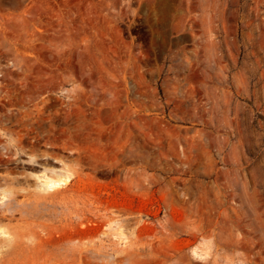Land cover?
<instances>
[{"label": "rangeland", "instance_id": "rangeland-1", "mask_svg": "<svg viewBox=\"0 0 264 264\" xmlns=\"http://www.w3.org/2000/svg\"><path fill=\"white\" fill-rule=\"evenodd\" d=\"M0 112L78 151L55 234L106 215L135 235L103 238L134 243L117 264H264V0H0Z\"/></svg>", "mask_w": 264, "mask_h": 264}, {"label": "flooded vegetation", "instance_id": "flooded-vegetation-1", "mask_svg": "<svg viewBox=\"0 0 264 264\" xmlns=\"http://www.w3.org/2000/svg\"><path fill=\"white\" fill-rule=\"evenodd\" d=\"M49 115L51 113L0 112V229L24 230L25 237L29 236L28 231L33 229L43 230L47 235L54 226L65 228L64 224H52V214L54 209L59 210L60 214L64 212L63 206L68 205L70 192L57 194L54 198L56 201L53 200L50 192L51 172L53 168L63 169L64 163L70 160V154L78 151L69 149L65 137L54 138L50 129L37 126L38 118L42 116L44 119ZM42 123L48 124L49 121ZM73 157L81 163V156ZM37 191H40V194ZM45 191L47 194L43 193ZM71 194V200H76L77 204L78 199H84V195L79 192ZM36 215L44 217L46 223H28ZM63 241H59V246L65 247ZM25 243L31 244L32 241L26 240ZM45 244L51 249L56 242L46 239ZM49 254L47 259H53L51 252ZM6 264L13 262L6 260Z\"/></svg>", "mask_w": 264, "mask_h": 264}, {"label": "bare ground", "instance_id": "bare-ground-1", "mask_svg": "<svg viewBox=\"0 0 264 264\" xmlns=\"http://www.w3.org/2000/svg\"><path fill=\"white\" fill-rule=\"evenodd\" d=\"M80 138H83V137H80ZM75 139H77V137ZM87 140H88V138H85V141H87ZM102 149L104 150L105 147H102ZM51 173H52V176H51L52 180L49 178L51 180V191L50 192L52 195L51 197L53 198V200H55L54 198L57 196V194L60 195V194H62L63 191H66V190L71 188V182L75 176V172L72 170V168L67 163H64L63 169L59 170L57 168H53ZM44 185H45V183H44ZM46 186H47V183H46ZM44 189L45 188L43 187V190ZM77 190H81L80 185H77ZM39 192H38V194H40ZM43 193L45 194L46 191ZM80 193H82V192H80ZM45 197H46V195H45ZM47 198H48V196H47ZM80 198H82V197L80 196ZM65 200H66V198H65ZM101 205L106 206L108 209L109 208L111 209V207L116 206L114 201L108 202L105 204L101 203ZM37 207H39V206H37ZM90 210L92 211V209H90ZM31 214H33V213H31ZM60 215H62L64 218H68L70 216H72V218H73L75 216L76 218H78V220L84 218L83 212L82 211L80 212L79 210L69 211V212L64 211ZM36 216H39V215H36ZM104 219L109 221V223L106 226H105V224L100 225L98 223H95L96 225H94V227L91 228V227H88V225L86 223H84L83 221L82 222L80 221L81 229L79 231L70 232V234H69V231L67 229H63L64 231H61L60 234H55L54 232H52V230H49L47 232V235L45 234L46 232L44 233L45 239H42L38 236L39 233H37V230H34V229L31 230L30 229L31 231L30 232L28 231V233L30 236V240L32 241L31 244L25 243V240H24V237H25L24 232L25 231L24 230H12V229H6V228L0 229V264H6V260L11 261V263L13 262V264H52L53 263L52 259L51 260L47 259V256L50 255L49 252H51L53 257L54 256L57 257L56 262H59V263L65 262L68 264V260H71V258L72 259L75 258V260L79 263H83V262L87 263L91 258L88 255V253H90L91 256L97 255L98 258L101 259L102 264L103 263L104 264H117L116 259H118V258H119V260H127L128 262L131 263L132 258L135 255L134 245H133L134 243L129 244L126 247H118L117 243H115V244L114 243L113 244L106 243V241L103 238H110L111 236H113L114 238H118V240L123 239L127 244L131 240V238L133 236H135L134 233L132 232L131 234H127L125 231V228L119 222H116L115 225H113L114 222L110 219L109 216L107 217L105 215ZM103 226H104V229L108 228L109 231L104 230L103 232H101V229ZM105 227H107V228H105ZM71 228H74V227L71 226ZM66 235H68V236L70 235L71 237H74V238L75 237L76 238H79V237H81V238L95 237L98 240H100V244L94 245L92 248L83 247V246H78V247L74 246V247H70V249L66 248L65 250H61L59 252H58L59 248H57L59 243L58 244L56 243L57 244L56 248H54L55 247V245H54L51 249H48L47 245L45 244L46 239H51L54 242H58V241H60V238H62L63 236H66ZM28 239H29V237H28ZM165 248H166V245L162 244L158 249L161 250V249H165ZM59 254H61V255L59 256ZM198 255H200V254H198ZM83 257L85 259H83ZM150 262H152L154 264L156 263L155 260H152ZM136 263L148 264L149 261L141 259V260H137Z\"/></svg>", "mask_w": 264, "mask_h": 264}]
</instances>
